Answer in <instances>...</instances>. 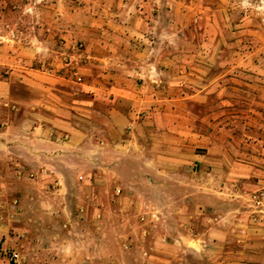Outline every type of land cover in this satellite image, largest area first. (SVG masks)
Wrapping results in <instances>:
<instances>
[{
    "label": "crops",
    "instance_id": "1",
    "mask_svg": "<svg viewBox=\"0 0 264 264\" xmlns=\"http://www.w3.org/2000/svg\"><path fill=\"white\" fill-rule=\"evenodd\" d=\"M38 1L35 32L0 36V264H220L223 221L259 234L264 182L235 181L264 168V71L230 1ZM150 216L171 258L133 250Z\"/></svg>",
    "mask_w": 264,
    "mask_h": 264
},
{
    "label": "rangeland",
    "instance_id": "2",
    "mask_svg": "<svg viewBox=\"0 0 264 264\" xmlns=\"http://www.w3.org/2000/svg\"><path fill=\"white\" fill-rule=\"evenodd\" d=\"M230 7L232 6V10H234L233 15L235 20L241 22L242 20H247L249 24H251L250 28H253L254 38L256 39L254 49L256 50L255 58L253 59L255 66L258 67L261 72L264 71V0H229ZM40 0L37 2L39 4ZM31 0H0V36L6 37L8 34H17L19 37H22L25 33L35 32L37 29V23L33 21V12L26 10L27 6L30 5ZM33 6V1L32 4ZM7 9H10V14L8 15ZM231 10V9H230ZM7 22L10 25L8 27ZM35 28V29H33ZM252 35V36H253ZM0 41H4L0 38ZM2 45V44H1ZM256 82L261 83L264 75H257ZM263 83V82H262ZM243 94V93H242ZM242 100V97L241 99ZM259 110H263L259 108ZM258 111V110H257ZM252 133L255 137L254 141L257 142L256 137L262 139L261 145L264 147V129L263 126L255 125V127H251ZM260 158L264 157L262 153L258 155ZM264 182V168L260 172H251L245 171L241 172L240 177L235 182ZM230 182V181H228ZM241 189V194L245 191L243 185L239 186ZM128 194L132 200L136 199H145L148 202V205L151 204V199L153 197V192L151 189L144 190V192L137 193L135 188H129ZM126 191L124 188H120L116 191V195H123ZM244 194V193H243ZM260 197L261 203H255V206H247L251 212L250 214L253 216L257 212V217L251 215L249 219L246 220L248 224L257 223L258 226L262 228L261 232L257 235L249 234L248 236H241L239 230L235 229V224L238 220L233 217L226 219L223 225H221V237L224 246L219 251L218 261L220 264H264V190L258 194ZM226 207H230V205H225ZM144 208H148L144 206ZM231 208H227L226 211H229ZM237 210V206H236ZM256 210V211H253ZM209 215V214H208ZM145 216V215H144ZM252 219V221H251ZM157 219H153L151 216L145 219L139 220H131V224L134 225L138 222V232L139 234L131 233L129 238H132L131 246L139 245L136 249H142V255L145 260L152 261L153 258L157 257L160 259H168L171 258V254L166 249L169 244H172V235L168 234V220H161L157 229L154 222H157ZM155 225V226H154ZM230 226V229L228 228ZM197 229V227H196ZM196 233V230L195 232ZM197 235V234H195ZM140 247V248H139ZM197 244L195 242H190L188 248H197ZM211 251L207 252L208 264L212 263V259H215V251L211 246ZM8 252V251H7ZM13 253V252H12ZM4 254V253H3ZM182 255L185 253L182 251ZM191 258L194 257L191 253H188ZM6 258V256L4 255ZM173 257V256H172ZM9 264H17L18 259L14 261H10L6 258ZM161 262V261H160Z\"/></svg>",
    "mask_w": 264,
    "mask_h": 264
},
{
    "label": "built area",
    "instance_id": "3",
    "mask_svg": "<svg viewBox=\"0 0 264 264\" xmlns=\"http://www.w3.org/2000/svg\"><path fill=\"white\" fill-rule=\"evenodd\" d=\"M63 64L67 70V73L70 74L71 76H73L74 78H78V74H77V69L74 66H71L69 63V60L63 61ZM4 255L6 256V258L10 261H16L18 256L15 253L12 252H5Z\"/></svg>",
    "mask_w": 264,
    "mask_h": 264
}]
</instances>
